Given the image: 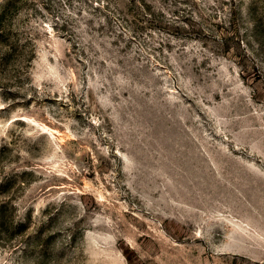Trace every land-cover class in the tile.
<instances>
[{
	"label": "rangeland",
	"instance_id": "374dc122",
	"mask_svg": "<svg viewBox=\"0 0 264 264\" xmlns=\"http://www.w3.org/2000/svg\"><path fill=\"white\" fill-rule=\"evenodd\" d=\"M0 264H264V0H0Z\"/></svg>",
	"mask_w": 264,
	"mask_h": 264
},
{
	"label": "trees",
	"instance_id": "16d2710c",
	"mask_svg": "<svg viewBox=\"0 0 264 264\" xmlns=\"http://www.w3.org/2000/svg\"><path fill=\"white\" fill-rule=\"evenodd\" d=\"M10 12V8L7 7L3 12L0 13V31L2 33H6V30L8 29V27L10 28L9 24L7 25L8 22V15Z\"/></svg>",
	"mask_w": 264,
	"mask_h": 264
}]
</instances>
